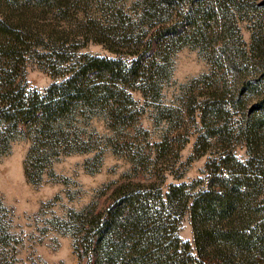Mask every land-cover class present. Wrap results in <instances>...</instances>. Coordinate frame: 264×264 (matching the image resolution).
<instances>
[{
  "label": "trees",
  "instance_id": "trees-1",
  "mask_svg": "<svg viewBox=\"0 0 264 264\" xmlns=\"http://www.w3.org/2000/svg\"><path fill=\"white\" fill-rule=\"evenodd\" d=\"M91 2L0 0V150L13 139H27L25 173L40 183L61 155L90 149L82 123L104 115L115 130L133 126L135 136L126 132L123 142L132 141L134 173L103 191L104 206L96 201L73 213L64 230L75 238L80 264H264V82L242 90L240 105L253 102L256 109L236 128L216 124L228 111L222 94L201 101L206 130L192 158L209 155L206 176L172 183L167 192L160 180L189 141L184 109L194 120L198 95H188L187 108L158 117L167 122L161 140L144 144L148 131L138 123L145 107L133 94L141 92L146 104L159 101L173 55L186 45L212 46L217 54L227 28L221 19L240 0H138L130 21L120 0H101L114 6L117 18L107 28L76 17ZM91 32L116 55L80 53L76 36L89 40ZM31 58L62 80L45 90L31 87ZM239 142L249 150L245 160L236 151ZM145 173L148 179H140ZM199 184L204 186L192 193ZM187 214L193 242L179 235Z\"/></svg>",
  "mask_w": 264,
  "mask_h": 264
},
{
  "label": "rangeland",
  "instance_id": "rangeland-1",
  "mask_svg": "<svg viewBox=\"0 0 264 264\" xmlns=\"http://www.w3.org/2000/svg\"><path fill=\"white\" fill-rule=\"evenodd\" d=\"M100 1L92 0L87 7L88 12L78 11V20L84 19V23L91 20L100 28L116 24L114 6H105ZM137 2L120 0L128 21L137 17ZM221 22L227 28L216 46L219 49L217 54H213L212 46L201 50L186 45L173 55L171 75L164 83L159 101L146 104L141 92L133 93L139 106L145 107L138 123L148 131V135L142 137L144 144L161 140L167 122L159 121L158 117L170 114L173 109L187 108L188 95H198V100L192 103L197 107L194 120L184 109L189 141L181 150L179 159L166 166V178L160 180L163 192H167L172 183H192L206 176L209 155L192 158L195 143L206 130L201 120V101L216 91L222 94L228 111L220 114L215 121L218 125L232 128L246 121V112L252 113L256 109L253 102L246 107L240 102L243 99L242 90L247 92L252 81L264 82V0H240L222 17ZM91 33L89 40L76 36L79 41L75 42L82 45L80 53L116 55L103 43L94 40L96 35L101 37L100 34ZM218 55L221 57L217 62ZM213 72V79L204 78ZM61 80L43 68L38 58L29 60L26 81L31 87L45 90ZM212 80L216 82L214 86H210ZM81 130L91 139L90 149L61 155L54 161L53 174L47 173L40 183L29 181L25 173V159L30 148L27 139H13L6 149L0 150V264L81 263L74 236L64 230L71 227L68 222L73 213L96 201L104 206L103 191L113 187L125 174L134 173L132 141L126 144L123 141L126 132L135 136L136 129L132 126L126 131L123 127L115 130L104 115H96L82 123ZM236 145L241 159H247L249 150L245 143ZM149 176L145 173L139 178L147 180ZM203 186L199 184L191 192L196 193ZM179 235L184 240L194 241L189 214L182 221Z\"/></svg>",
  "mask_w": 264,
  "mask_h": 264
},
{
  "label": "bare ground",
  "instance_id": "bare-ground-1",
  "mask_svg": "<svg viewBox=\"0 0 264 264\" xmlns=\"http://www.w3.org/2000/svg\"><path fill=\"white\" fill-rule=\"evenodd\" d=\"M22 185V184H21Z\"/></svg>",
  "mask_w": 264,
  "mask_h": 264
}]
</instances>
